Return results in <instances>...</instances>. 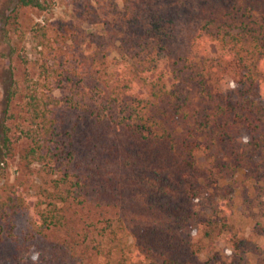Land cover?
<instances>
[{
    "label": "trees",
    "instance_id": "obj_1",
    "mask_svg": "<svg viewBox=\"0 0 264 264\" xmlns=\"http://www.w3.org/2000/svg\"><path fill=\"white\" fill-rule=\"evenodd\" d=\"M120 1L68 0L72 28H95L73 55L56 25L29 31L63 97L26 88V160L47 177L24 237L8 220L25 201L0 191V264H264L233 232L234 191L209 194L264 176V0Z\"/></svg>",
    "mask_w": 264,
    "mask_h": 264
},
{
    "label": "rangeland",
    "instance_id": "obj_2",
    "mask_svg": "<svg viewBox=\"0 0 264 264\" xmlns=\"http://www.w3.org/2000/svg\"><path fill=\"white\" fill-rule=\"evenodd\" d=\"M48 2L49 10L42 12L35 8H21L19 0H0V191L4 198H21L25 201L24 207H30H23L8 220V231L13 238L24 237L26 234L28 219L33 214L32 205L36 192L47 177L43 165L30 164L26 160V153L31 145L30 140L22 134V129L27 130L31 124V115L26 105V88L29 86L39 89L45 96V103L51 104L50 107L52 99L63 97L62 90L53 85L44 86L46 84L40 69L43 58L34 48L29 31L38 23L56 25L57 39L66 49V46H72L73 39L82 41L83 34L88 35L95 30L90 25L82 28L73 25L75 28H72L68 0ZM118 3L121 5L120 0ZM18 27L26 32V37L21 43L14 32ZM75 50L71 47L68 52L73 55ZM224 89L227 93H233L235 90L230 80H226ZM6 132L8 141L5 139ZM226 190L234 191L230 196H233V232L250 239L252 245L264 248V236L260 238L257 232L264 225V176L257 175L251 182L241 174L235 182L230 179L222 181L217 188L210 190L209 194L216 197ZM203 201L208 209V203ZM8 242L10 244L4 249L5 252L16 249V241L10 238ZM25 247L29 245H21L22 249ZM249 258L251 264H255L256 254H250Z\"/></svg>",
    "mask_w": 264,
    "mask_h": 264
},
{
    "label": "clouds",
    "instance_id": "obj_3",
    "mask_svg": "<svg viewBox=\"0 0 264 264\" xmlns=\"http://www.w3.org/2000/svg\"><path fill=\"white\" fill-rule=\"evenodd\" d=\"M32 259H33L34 261L38 260V259H39V253H38V252L35 253V254L33 255Z\"/></svg>",
    "mask_w": 264,
    "mask_h": 264
}]
</instances>
